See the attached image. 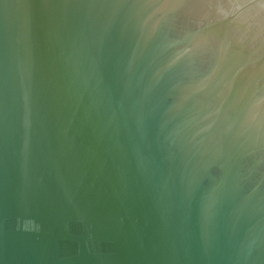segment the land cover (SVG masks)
I'll use <instances>...</instances> for the list:
<instances>
[{"label":"water","instance_id":"water-1","mask_svg":"<svg viewBox=\"0 0 264 264\" xmlns=\"http://www.w3.org/2000/svg\"><path fill=\"white\" fill-rule=\"evenodd\" d=\"M0 264H264V0H0Z\"/></svg>","mask_w":264,"mask_h":264}]
</instances>
